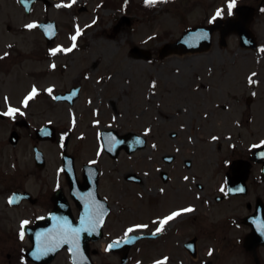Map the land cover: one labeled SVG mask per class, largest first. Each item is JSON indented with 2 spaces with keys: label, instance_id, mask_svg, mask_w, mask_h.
<instances>
[{
  "label": "rangeland",
  "instance_id": "374dc122",
  "mask_svg": "<svg viewBox=\"0 0 264 264\" xmlns=\"http://www.w3.org/2000/svg\"><path fill=\"white\" fill-rule=\"evenodd\" d=\"M50 1L51 5L36 3L27 14L17 0H0V53L7 51L0 60V77L4 80L16 71L0 86V107H4L2 97H8L12 104L35 84L41 89L30 105L35 125L52 120L65 129L73 124L72 112L76 124L73 134L82 130L84 142L91 145H95L94 132L103 127L140 133L149 128L143 148L129 154L121 151L109 165L116 177L132 172L144 178L142 185L130 188L137 197H154L159 203L178 201L180 189H185L181 178H191L195 169L199 174L194 177L208 179L213 195L223 178L225 161L247 156L253 145L264 140V51L259 48L264 45V0H235L231 12L228 0H156L154 4L145 0ZM238 4L257 8L250 23L257 47L241 46L236 33L228 34L226 43L220 44L219 33L214 31L205 48L157 56L159 47L179 37L188 26L233 16ZM82 5L85 7L80 9ZM217 9L221 10L219 16ZM122 16H127L128 22L116 27ZM47 19L57 23L59 42L67 43L77 26L82 29L72 53L56 58L61 68L49 72L38 25L25 26ZM131 47L149 50L151 57L136 58L129 52ZM76 82L82 84V91L72 106L48 100L46 89L50 85L55 92ZM81 110L87 112L79 117ZM92 110L98 113L91 115ZM171 131L176 133L174 137L169 136ZM6 136L5 127L0 125V143ZM47 149L54 153L53 145ZM164 154L175 158L166 163ZM185 159H190L191 170L184 167ZM159 168L167 171L171 182L161 186L155 181L160 178ZM160 187H164V194L159 193ZM258 193L264 196V182L259 183ZM246 198L248 195L242 200ZM144 204L147 202L136 206ZM175 227L164 228L161 238L132 249L127 264H151L161 254L185 259L181 243L187 234L176 232ZM221 235L204 239L206 243L196 257L209 256L213 264H253L245 250L230 248ZM100 255L116 262L110 252ZM66 258L64 252L59 253L55 264H67ZM189 259L190 264H198V260Z\"/></svg>",
  "mask_w": 264,
  "mask_h": 264
},
{
  "label": "flooded vegetation",
  "instance_id": "af4514ba",
  "mask_svg": "<svg viewBox=\"0 0 264 264\" xmlns=\"http://www.w3.org/2000/svg\"><path fill=\"white\" fill-rule=\"evenodd\" d=\"M40 2L44 4L43 0H38L36 3ZM45 5H51V1L48 0ZM68 37L67 43L57 41V35L49 43L44 39V56L47 59L46 69L48 72L57 69V67L61 68V64L59 65L56 60L60 54H70L77 47L78 38L76 47L71 48L68 52L63 50L55 54L49 52V49L56 45L70 47L73 43L72 36L68 35ZM4 53L7 51L0 53V60L6 56ZM53 62H55V67L51 66ZM15 72H9L4 80L0 77V86ZM50 84L48 83L47 86ZM72 88H75L73 93L77 94L72 103L67 97L56 99V94H62ZM81 91V83H71L65 85L61 90L53 93L48 92V100L72 106L79 98ZM22 99L11 104L22 109L14 117L4 114L10 104L8 100H5V97H2L4 107H0V125L7 131V136L0 143V264H39L30 256L33 246L30 233L48 229L56 223L49 213L54 214L57 218L67 217L74 225H78L80 216L84 212L85 199L88 198L89 193H92L105 209L104 223L99 225L97 231L94 232L100 233V237L82 238L85 233H92L88 231H84L80 235V242L82 243L83 240V245L88 250L92 264L109 262L103 259L100 252L107 250L109 242L116 237H122L130 223L149 225L147 229H138L130 234H150L156 227V224L153 223L155 216H163L174 209L187 208L189 205L193 206L191 210L180 213L168 221L164 227L167 228L175 224L176 232L187 234L181 243L186 253V260L169 258L162 264H190L189 258L198 260V264H213L209 256L205 258L196 256L199 255V250L206 243L204 239L216 238L220 233L222 241L229 244L230 248L238 247L245 250L250 255L253 264H264V258L262 259L264 257V231L260 227L264 225V196L258 193L259 183L264 182V173L261 172L263 162L259 161L260 157L250 161L246 192L243 194L227 192L228 177L232 174L228 167L233 158L247 159L250 152L247 156L239 155L225 161L223 178L216 186L218 192L213 195L208 179L194 177L195 174H199L195 169L191 178H181V181L185 182L183 184L185 189H180V200L159 203L154 201V197L142 199L139 194L137 197L130 189L132 186L142 185L144 180L142 176L125 172L123 176L116 177L114 169L110 170L109 168L110 162L121 151L127 154L130 152L122 149L114 155L103 149L97 155L99 147L96 144L91 145L89 141H85V145V136L81 135L82 130L74 136L72 127L64 131L55 125L54 140L39 138L36 136L35 130L38 126H42V123L34 124L32 118L35 115L32 114L30 108L34 98L27 106L20 104ZM85 112L87 110H81L79 117ZM91 112V115H95L94 112ZM63 133H68V135L62 136ZM49 145L54 146L53 154H50L47 149ZM36 148H40L42 153L36 155ZM52 155L53 158H51ZM63 156H69V159L64 160ZM162 160H164L163 156ZM186 161L187 159L183 161L184 167L186 170H191V161H188L187 165ZM163 173V170L160 169V178L155 180L161 186L172 181L168 173H164L165 177H163ZM173 187L177 188L178 184H174ZM160 189L164 190V187H160ZM150 191H154L153 188H150ZM159 193L164 194L165 192L160 191ZM200 194L204 196L201 197ZM247 195L249 198L242 200ZM10 196L13 197L12 202H9ZM194 197L199 199L194 200ZM143 201H146L147 204L141 208L136 206ZM22 219L30 221L25 226L26 231L23 239L19 236ZM163 235L164 229L155 236L150 235L136 240L128 249L131 251L138 245H143L144 241H152ZM248 235H252L250 241H247ZM61 252L67 255V264H73L68 258L66 248L60 250L48 264H55L56 257ZM109 252L116 257V262H112L113 264H122L117 251ZM164 255H159L158 259ZM128 260L129 253L124 264H127Z\"/></svg>",
  "mask_w": 264,
  "mask_h": 264
},
{
  "label": "snow or ice",
  "instance_id": "6c2138e0",
  "mask_svg": "<svg viewBox=\"0 0 264 264\" xmlns=\"http://www.w3.org/2000/svg\"><path fill=\"white\" fill-rule=\"evenodd\" d=\"M64 0H61V3H63ZM69 4L72 2V0H68ZM145 3H156V0H145ZM235 3V0H228V9L229 12H231L232 7ZM221 15V10L217 9L216 16ZM38 24L37 21H31L27 25H25L27 28H33ZM82 29L77 26L76 33L72 35L71 39L73 41L72 45L70 47H64L62 45H56L54 48H50L49 52L52 54H55L56 52L63 50L64 52H68L71 50V48L76 47V39L77 36L80 35ZM260 49L264 51V45L260 46ZM4 55H7V53H4ZM52 67H55V62L51 65ZM251 83V79L249 80ZM153 85H155V81L152 82ZM52 85H50L46 91L49 93H52L53 91ZM41 91L40 88H38L35 84L32 85L30 91L24 95L23 99L20 101V104L27 106L29 101L37 96V94ZM8 97H5V100H7ZM22 111L21 108L15 107L11 104H8L7 111L4 113L7 116L14 117L17 113H20ZM207 115V113L205 114ZM93 123L98 124V120H94ZM73 124H75V117H73ZM183 127V125H181ZM149 128H145L144 132H149ZM68 133H63L62 136H67ZM83 135V133H81ZM213 139H216L213 137ZM137 141L139 143H143L142 140H140L139 137H137ZM109 143H116L119 144L120 141L117 140L114 136L111 137L109 140ZM260 145H264V140L259 141ZM256 145H253L255 147ZM103 150V145H101L100 149L97 151V155L100 154V151ZM262 156H264V152L260 153ZM187 179V177H185ZM163 191V189L161 190ZM13 197H9V202H12ZM192 205H189L187 208H177L170 212H168L166 215L163 216H155L153 218V223L156 224V227L153 228L150 235L155 236L157 233L163 231L166 223L176 216H178L180 213L189 211L192 209ZM104 206L99 201L95 199V197L92 195V193L88 194V198L85 199V207L84 212L80 216V222L78 225H74L70 220H68L67 217L63 218H57L54 216V214L49 213L50 216H53V219L56 221V223L45 230H41V232H37L36 238H37V245H36V252L33 253V255H36L39 257L40 255L46 254L48 251H54L56 248L60 247L63 243H68L72 245V247H69L68 251L70 253H79L82 256V252L80 249V235L84 231L88 232H96L99 225L104 223ZM30 223L27 219H22L20 221V227H19V236L21 239L24 238L25 235V226ZM149 227L148 224L145 223H130L128 227L124 230V235L122 237H116L113 241L109 242L107 245L108 249L113 248L117 243L122 241H128L130 238L135 239L134 236L129 237L130 233H133L135 230L138 229H147ZM261 230L264 231V225H261ZM143 234V233H141ZM212 251L211 249L209 250ZM23 259V257H21ZM169 257L163 256L160 259L151 261V264H162L163 261H167ZM137 264H140V261H137Z\"/></svg>",
  "mask_w": 264,
  "mask_h": 264
},
{
  "label": "water",
  "instance_id": "95a60500",
  "mask_svg": "<svg viewBox=\"0 0 264 264\" xmlns=\"http://www.w3.org/2000/svg\"><path fill=\"white\" fill-rule=\"evenodd\" d=\"M236 11V16L235 17H228L226 19H216L212 21L209 25H197V26H192L184 30L182 35L177 38L176 40L172 42H167L165 43L160 49H159V56L162 57L166 55L167 53L171 51H180V52H185V51H192V50H199L202 48L207 47L210 42H211V34L214 30L219 29V35H220V41L221 43L225 42V36L230 33V32H235L239 36V41L242 46H247V47H255V39L254 36L252 35L250 29H249V23L252 20L254 16V7L249 6V5H238L235 8ZM44 25H51V30L54 31V23L50 22L47 24H40L42 29L44 30L45 27ZM46 32V30H44ZM52 31H50L52 33ZM131 53L136 56V57H144L148 58L149 57V52L148 51H142L139 48L132 47L131 48ZM112 132V131H109ZM104 143L106 147L114 148L117 150L121 145L125 146L126 149L132 150L136 145L132 144V141L137 139V137L140 138V140L143 141V143H139L137 146H142L144 144V140L142 137L135 135L131 132H128L122 136H120L119 144L115 143H109V140L111 139L112 136L107 135L106 133L103 132L102 134ZM261 149L264 150V148H258L254 154H258V151ZM254 156V155H252ZM242 160H235L232 162L230 165V168L232 169L233 175L228 181V188H244V181L247 177V167H241ZM264 170V166H263ZM237 190H232V192H243L239 191L240 189ZM251 236L249 237L248 241L251 240ZM129 242V240H128ZM62 244L60 245V247ZM56 248L54 251H50L49 253L44 254L45 255V264L48 263V261L54 256L56 251L60 248ZM73 259L78 260L80 263L82 262L80 256L78 253H71ZM81 260V261H80ZM79 263V264H80Z\"/></svg>",
  "mask_w": 264,
  "mask_h": 264
}]
</instances>
